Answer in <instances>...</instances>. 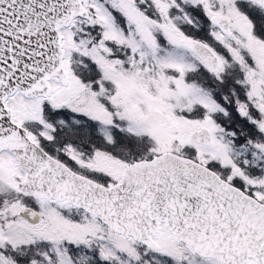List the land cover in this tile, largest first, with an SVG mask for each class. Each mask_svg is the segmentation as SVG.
<instances>
[{"label": "snow or ice", "instance_id": "obj_1", "mask_svg": "<svg viewBox=\"0 0 264 264\" xmlns=\"http://www.w3.org/2000/svg\"><path fill=\"white\" fill-rule=\"evenodd\" d=\"M0 264H264V0H0Z\"/></svg>", "mask_w": 264, "mask_h": 264}]
</instances>
